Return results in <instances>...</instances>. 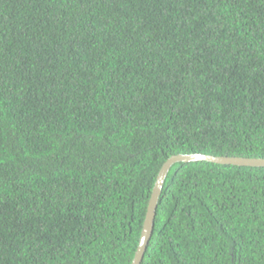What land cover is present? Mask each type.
<instances>
[{"label":"trees","instance_id":"trees-1","mask_svg":"<svg viewBox=\"0 0 264 264\" xmlns=\"http://www.w3.org/2000/svg\"><path fill=\"white\" fill-rule=\"evenodd\" d=\"M179 155L264 159V0H0V264H131ZM141 264H264V168L174 164Z\"/></svg>","mask_w":264,"mask_h":264},{"label":"water","instance_id":"water-1","mask_svg":"<svg viewBox=\"0 0 264 264\" xmlns=\"http://www.w3.org/2000/svg\"><path fill=\"white\" fill-rule=\"evenodd\" d=\"M205 162L220 166H233V167H246V168H264V159H244L235 157H212L206 155H187V156H174L169 158L161 167L154 187L152 189L150 199L148 201L145 219L143 222L142 231L140 234L139 242L131 264H141L144 253L150 241L153 224L155 218V211L157 208L158 200L162 191L165 178L170 168L177 163H197Z\"/></svg>","mask_w":264,"mask_h":264}]
</instances>
